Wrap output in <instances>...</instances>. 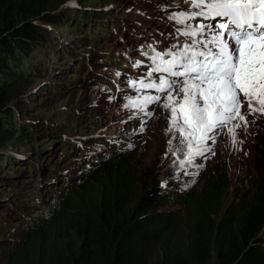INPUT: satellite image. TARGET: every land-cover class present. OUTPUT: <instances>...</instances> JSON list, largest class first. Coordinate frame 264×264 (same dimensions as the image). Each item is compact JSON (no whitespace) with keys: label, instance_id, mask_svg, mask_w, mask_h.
Returning <instances> with one entry per match:
<instances>
[{"label":"rangeland","instance_id":"rangeland-1","mask_svg":"<svg viewBox=\"0 0 264 264\" xmlns=\"http://www.w3.org/2000/svg\"><path fill=\"white\" fill-rule=\"evenodd\" d=\"M188 1H66L55 11L61 27L34 22L43 48L33 47L26 83L13 92L26 105L15 120L23 128L0 146V242L20 227V213L44 211L36 193L49 192L52 175H68L77 157L91 162L115 153L116 144L127 149L137 175L150 181L154 174L173 192L199 189L219 171L227 182L224 207L249 200L264 174V38L233 50L232 79L209 87L176 75L180 67L169 61L187 48L180 25L194 35L193 27L200 29ZM223 94L229 101L218 102Z\"/></svg>","mask_w":264,"mask_h":264},{"label":"trees","instance_id":"trees-1","mask_svg":"<svg viewBox=\"0 0 264 264\" xmlns=\"http://www.w3.org/2000/svg\"><path fill=\"white\" fill-rule=\"evenodd\" d=\"M66 1L76 0H0V146L23 128L15 120L26 105L13 92L26 83L33 47L43 48L34 22L61 27L55 11ZM116 145L115 153L91 162L77 157L68 175H52L49 192L42 191L44 211L20 213V227L0 242V264H264V174L249 200L224 207V173L207 174L199 189L173 192L154 174L150 181L137 175L127 149ZM170 203L177 208L160 209Z\"/></svg>","mask_w":264,"mask_h":264},{"label":"bare ground","instance_id":"bare-ground-1","mask_svg":"<svg viewBox=\"0 0 264 264\" xmlns=\"http://www.w3.org/2000/svg\"><path fill=\"white\" fill-rule=\"evenodd\" d=\"M220 81H216V80H207L206 82H205V84H207L209 87H212L213 85H215V84H217V83H219ZM242 82H243V80H242ZM245 91V90H244ZM216 94V92H213L212 93V95H215ZM208 94H206V96H207ZM229 98H230V96H229V94L228 95H225V94H223V95H220V96H217L216 97V100L218 101V102H227V101H229ZM225 100V101H224Z\"/></svg>","mask_w":264,"mask_h":264},{"label":"clouds","instance_id":"clouds-1","mask_svg":"<svg viewBox=\"0 0 264 264\" xmlns=\"http://www.w3.org/2000/svg\"><path fill=\"white\" fill-rule=\"evenodd\" d=\"M59 151H62L61 148H59ZM172 191V190H171ZM42 194V195H41ZM40 196L43 197V192L41 191Z\"/></svg>","mask_w":264,"mask_h":264}]
</instances>
